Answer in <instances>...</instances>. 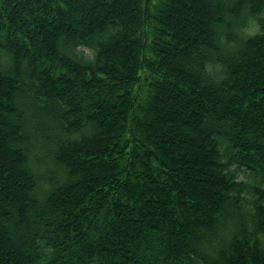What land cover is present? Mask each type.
Masks as SVG:
<instances>
[{
    "label": "trees",
    "instance_id": "obj_1",
    "mask_svg": "<svg viewBox=\"0 0 264 264\" xmlns=\"http://www.w3.org/2000/svg\"><path fill=\"white\" fill-rule=\"evenodd\" d=\"M191 1L0 0V264H264V0Z\"/></svg>",
    "mask_w": 264,
    "mask_h": 264
},
{
    "label": "rangeland",
    "instance_id": "obj_2",
    "mask_svg": "<svg viewBox=\"0 0 264 264\" xmlns=\"http://www.w3.org/2000/svg\"><path fill=\"white\" fill-rule=\"evenodd\" d=\"M191 1V0H190ZM194 1V0H193ZM193 1H191V2H193ZM194 3V2H193ZM195 6V5H194ZM203 17H204V14L202 15ZM189 21H193V18L192 17H189ZM175 64H177L176 62H175ZM177 65H179V64H177ZM183 125H185V124H183ZM178 128H180V127H178ZM180 135H181V133H180ZM188 148V147H187ZM186 149V148H185ZM188 149H193V150H195V151H198L197 149H196V147L194 148V146H192V147H190V148H188ZM201 155L200 154H196V153H194V154H190V156H189V158H196V157H200ZM249 170L248 169H246V168H243V167H240V169L237 171V178L238 179H244V180H249Z\"/></svg>",
    "mask_w": 264,
    "mask_h": 264
}]
</instances>
